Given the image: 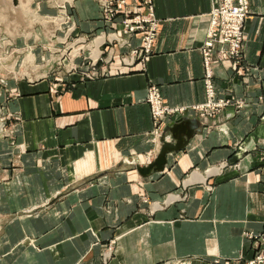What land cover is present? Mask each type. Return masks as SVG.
Here are the masks:
<instances>
[{
    "label": "crops",
    "instance_id": "obj_1",
    "mask_svg": "<svg viewBox=\"0 0 264 264\" xmlns=\"http://www.w3.org/2000/svg\"><path fill=\"white\" fill-rule=\"evenodd\" d=\"M249 3L241 62L214 68L218 94L233 99L216 117L191 110L206 100L201 48L212 0H154L161 23L144 66L118 71L117 62L108 77L75 76L58 91L46 80L16 83V146L0 138V264H102L109 241L110 264L253 256L246 236L264 231V0ZM73 5L82 31L101 29L98 2ZM153 84L165 104L189 107L158 133L147 102ZM184 117L197 134L168 154L163 172L141 177L135 165L152 161L163 129ZM143 195L158 202L151 208Z\"/></svg>",
    "mask_w": 264,
    "mask_h": 264
},
{
    "label": "rangeland",
    "instance_id": "obj_2",
    "mask_svg": "<svg viewBox=\"0 0 264 264\" xmlns=\"http://www.w3.org/2000/svg\"><path fill=\"white\" fill-rule=\"evenodd\" d=\"M75 1L76 0H0V138L7 139L11 147L16 146L14 136L17 130L18 114L11 109V105L14 103L15 99L20 96V92L15 86L17 82L26 81L36 83L46 80L50 83L52 89L58 91L72 85L75 81L73 79L75 76L82 81L108 77L113 74L114 64H117V62L120 64L117 70L123 71L133 68L138 64L144 66L145 62L153 55L152 47L151 53L148 54V58L145 59V61L137 60L130 65H125L123 63L122 56H130L133 53L134 47L141 45L143 41V31H141L130 38V46L119 45L118 43H114L112 46L102 45L100 48V59L95 64L94 58H96L98 52L96 49L98 45V41L96 40L98 35L105 31L109 37L110 32L113 34L118 32L120 28L117 26V23L128 19V17L125 18L122 8L126 6L127 9H130L129 16L131 17L142 7V4H140L142 1L132 0L131 2L124 3L122 0H111L108 5L116 10L113 16V25L110 27L111 24L106 25L103 16L104 11L102 7L104 4L102 5V3H105L104 0H95L99 4V19L102 22V27L101 29L89 33L82 31L79 26L74 11L75 6L73 5ZM136 8L137 11L133 10ZM248 18L249 16L245 21ZM244 40L245 38L243 39L242 46ZM113 54H116L119 58L114 57ZM242 57L243 48H241V59ZM230 61L236 62L234 59ZM223 62L224 61H220L219 59H214L213 72L214 68L218 66V64H223ZM240 62L241 60L239 63ZM105 70L108 71L107 75L103 74ZM213 76L215 77V72ZM157 88L161 91L158 86ZM223 98L224 97L220 96L217 92L214 99L218 100ZM228 98L232 99L231 97ZM206 101L207 96L203 103ZM231 103L232 101H230L228 105ZM234 103L239 107H243L244 105L243 101L237 103L234 101ZM225 107L222 106L214 114L211 113L213 115H207L210 118L216 117ZM191 110L196 113L199 112L193 108H191ZM198 114L200 115V113ZM173 116L176 115L170 117L172 118ZM263 152L264 150L261 151L260 155H262ZM156 156L153 150L151 152V159L154 160L153 158ZM12 162L14 164V161ZM262 164L264 166V159L262 160ZM104 174L105 173L98 175L95 180L99 179ZM208 185V191L213 192L215 187L214 183ZM68 193H70V191H64L57 196V198L59 197L60 199ZM175 193H168L166 197L169 194ZM186 197V194H183L180 198L186 200ZM141 200L144 203L150 201L148 204L152 208V203L154 201L150 200L147 195L141 196ZM166 201H168V199ZM163 203L166 202H162V205L165 206L166 204ZM246 238L252 240L249 234ZM253 244L254 241L252 242V248ZM104 248L105 250L101 256L102 264H110L111 258L115 256L116 252L115 241L107 242ZM245 260L247 259H242V261Z\"/></svg>",
    "mask_w": 264,
    "mask_h": 264
},
{
    "label": "built area",
    "instance_id": "obj_3",
    "mask_svg": "<svg viewBox=\"0 0 264 264\" xmlns=\"http://www.w3.org/2000/svg\"><path fill=\"white\" fill-rule=\"evenodd\" d=\"M111 0H104L103 16L106 25H113V16L116 9H112L108 4ZM132 0H122V2H131ZM142 1V7L135 15L129 16L130 9L126 6L122 8L125 14L124 21H118L117 26L120 30L109 33L104 31L106 39L99 46L110 45L118 43L119 45H131L130 38L136 33L143 31V41L141 45L134 47L133 53L130 56H122V61L125 65H130L137 60L145 61L148 54L155 43L158 33L160 19L156 16L154 0H139ZM147 5V6H146ZM132 10V11H133ZM127 11V12H126ZM249 1L248 0H212V11L210 13V24L207 28L206 38L201 48L203 54V62L205 68V86L207 101L203 104L194 105L192 108L198 110L203 118L209 117L207 114L215 113L222 106L225 107L231 101L229 98L214 99L216 97L217 89L214 83L213 64L214 59L220 61L236 60L237 63L241 60L242 42L245 38L244 22L249 16ZM73 24V23H72ZM74 25V24H73ZM72 25V26H73ZM114 26L116 27L115 23ZM74 27V26H73ZM101 33V34H102ZM100 35H98L99 37ZM94 58L95 64L100 59ZM105 70L103 74L107 75ZM147 102L151 105L152 116L154 119L155 129L154 133L160 132L164 126L165 120L172 115H183L188 108L186 107H172L163 102L161 91L155 85L148 88ZM211 114V115H213ZM261 161L264 159V152L260 155ZM254 241L253 256L245 261H242L244 256L242 254L225 262V264H264V231L258 234H249Z\"/></svg>",
    "mask_w": 264,
    "mask_h": 264
},
{
    "label": "water",
    "instance_id": "obj_4",
    "mask_svg": "<svg viewBox=\"0 0 264 264\" xmlns=\"http://www.w3.org/2000/svg\"><path fill=\"white\" fill-rule=\"evenodd\" d=\"M197 125L188 118H180L168 124L160 136L161 148L154 160L144 165H135L141 177L148 178L152 174L162 172L168 163V154L184 149L197 134ZM171 135V140L167 136Z\"/></svg>",
    "mask_w": 264,
    "mask_h": 264
},
{
    "label": "bare ground",
    "instance_id": "obj_5",
    "mask_svg": "<svg viewBox=\"0 0 264 264\" xmlns=\"http://www.w3.org/2000/svg\"><path fill=\"white\" fill-rule=\"evenodd\" d=\"M212 11V10H211ZM210 19H211V17H210ZM106 39V37H105V34L104 33H102V34H100V36L99 37H97V41H98V45L96 46V49H97V56L96 57H98V55H99V52H100V48H99V46L102 44V42H104V40ZM203 47V46H202ZM194 106V105H193ZM192 106V107H193ZM186 108H189V107H186ZM161 136V135H160ZM160 145H161V142H160ZM160 148H161V146H160ZM151 162V161H150Z\"/></svg>",
    "mask_w": 264,
    "mask_h": 264
}]
</instances>
